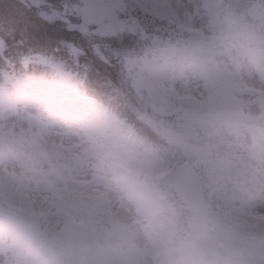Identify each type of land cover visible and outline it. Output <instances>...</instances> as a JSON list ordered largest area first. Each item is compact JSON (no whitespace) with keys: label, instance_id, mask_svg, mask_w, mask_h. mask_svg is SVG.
<instances>
[{"label":"snow or ice","instance_id":"6c2138e0","mask_svg":"<svg viewBox=\"0 0 264 264\" xmlns=\"http://www.w3.org/2000/svg\"><path fill=\"white\" fill-rule=\"evenodd\" d=\"M0 264H264V0H0Z\"/></svg>","mask_w":264,"mask_h":264}]
</instances>
